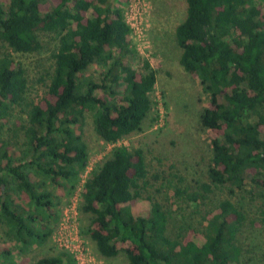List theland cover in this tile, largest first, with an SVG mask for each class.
<instances>
[{
  "label": "trees",
  "instance_id": "1",
  "mask_svg": "<svg viewBox=\"0 0 264 264\" xmlns=\"http://www.w3.org/2000/svg\"><path fill=\"white\" fill-rule=\"evenodd\" d=\"M46 1L0 0V264L27 263L13 258L8 243L26 247L52 234L47 224L59 190L76 191L86 171L89 149L76 131L88 114L105 144L141 132L152 111L150 123L158 120L156 71L146 59L133 66L123 0H51L44 8ZM185 1L174 36L179 65L208 95L200 114L215 134L207 179L154 187L158 175L144 151L116 145L79 192L87 219L81 233L99 256L122 251L126 264H241L237 236L247 215L229 198L209 208L208 196L242 189L248 175L264 207V0ZM40 32L53 34L55 47L45 90L32 98L11 53L38 51ZM152 188L165 197L156 199ZM140 199L150 202L145 216L131 206ZM35 264L76 261L62 250Z\"/></svg>",
  "mask_w": 264,
  "mask_h": 264
},
{
  "label": "rangeland",
  "instance_id": "2",
  "mask_svg": "<svg viewBox=\"0 0 264 264\" xmlns=\"http://www.w3.org/2000/svg\"><path fill=\"white\" fill-rule=\"evenodd\" d=\"M136 1L133 10H130L129 0H123L119 6L133 27V66L139 69L142 60L146 59L156 71L154 98L157 101L158 120L150 123L154 115L152 111L143 130L121 139L119 144L144 151L150 174L158 175L157 181L152 180L154 187L158 188L167 179L178 185H192L197 180L207 179L206 169L215 134L203 128L200 122V114L208 104V95L203 91L198 78L185 72L178 63L180 49L175 41L174 30L185 17L186 1ZM50 2L47 0L44 8ZM38 36L41 41L38 51L31 54L11 53L26 70L29 79L28 95L32 98L40 97L45 90L42 77L51 67V53L55 47L53 34L40 32ZM76 132L88 146L90 169L110 152L112 146L103 143L96 134L91 114L87 115L84 127ZM59 191L62 195L55 199L47 224L54 227L52 234L26 247L16 242L8 243L13 258L17 261L25 259L26 264H35L39 257L65 251L62 246H73L77 248L74 252L80 264H126L127 258L122 251L109 258L96 253L94 244L81 233V227L87 223L86 216L79 212L72 221L69 212L67 216L61 214L67 204H72L75 191L69 194L66 190ZM150 191L156 199L165 197L164 191L156 193L153 188ZM208 197L209 208L217 205L221 199L229 198L244 209L247 218L237 236V243L241 247V264H264V215L261 214L264 207L252 186L250 176H246L242 189H236L234 193L226 188L214 189ZM131 206L137 214L145 216L150 202L140 199ZM197 220L198 217L193 220L195 224ZM179 223L176 222L172 227L173 231L177 230ZM0 237L3 238L2 232ZM198 241H201L200 237Z\"/></svg>",
  "mask_w": 264,
  "mask_h": 264
},
{
  "label": "built area",
  "instance_id": "3",
  "mask_svg": "<svg viewBox=\"0 0 264 264\" xmlns=\"http://www.w3.org/2000/svg\"><path fill=\"white\" fill-rule=\"evenodd\" d=\"M136 0H129V5H130V10H133L134 8H135V5H136V2H135ZM123 15H124V19H125V21H126V23L130 26V28H131V38H132V35H133V27H132V25L130 24V22H129V20L127 19V16L123 13ZM108 145H111L112 146V148L114 147V146H116V145H120L119 144V141L117 142V143H114V144H108ZM111 148V149H112ZM97 162V161H96ZM88 163H89V161H88ZM95 164V163H94ZM94 166V165H93ZM92 166V167H93ZM91 167V168H92ZM91 168L89 169V166H88V164H87V167H86V171H85V173L81 176V178H80V181H79V184H78V186H77V189H76V191H75V196H74V198H73V202L75 201V203H73L72 202V204H67L66 206V208L64 209V211H62V215L63 216H67V214H68V212L70 213V218L72 219V221H74L75 220V218H76V215H77V213H79V210H78V201H79V192H80V190H81V187H82V183H83V181H84V178H85V176H86V174L91 170ZM59 228V227H58ZM75 233L76 234H78L79 232H78V230H76L75 231ZM77 246H79V245H77ZM62 247H64V249H66V250H68V251H70L71 252V254L73 255V257H74V259H75V261H76V264H80V262H79V258H77V256L75 255V252H74V250H76L77 248H75V247H69V246H62Z\"/></svg>",
  "mask_w": 264,
  "mask_h": 264
}]
</instances>
